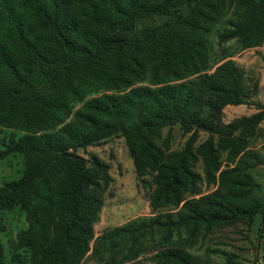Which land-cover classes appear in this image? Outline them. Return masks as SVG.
Listing matches in <instances>:
<instances>
[{"label": "trees", "instance_id": "trees-1", "mask_svg": "<svg viewBox=\"0 0 264 264\" xmlns=\"http://www.w3.org/2000/svg\"><path fill=\"white\" fill-rule=\"evenodd\" d=\"M158 17L165 21L139 26ZM226 23L220 44L261 46L264 0H0V127L26 134L0 142V162L47 158L0 185V212L30 213L32 229L23 234L38 236L50 264H81L89 253L94 264H128L145 251L140 239L154 233L152 264H204L188 250L200 237L264 225V203L251 199L255 183L242 161L264 135V106L225 123V107L249 104L246 75L231 54L211 72L210 36ZM175 125L190 135L181 152L156 143ZM200 132L208 138L197 144ZM113 137L125 140L137 175L152 177L150 208L173 211L95 239L98 171L106 165L75 151ZM42 177L46 197L34 202ZM203 186L214 189L204 195ZM2 257L0 244V264Z\"/></svg>", "mask_w": 264, "mask_h": 264}, {"label": "rangeland", "instance_id": "rangeland-1", "mask_svg": "<svg viewBox=\"0 0 264 264\" xmlns=\"http://www.w3.org/2000/svg\"><path fill=\"white\" fill-rule=\"evenodd\" d=\"M229 16L225 18L228 19ZM165 21V18L158 17L153 20H143L140 27L151 26ZM225 22V21H224ZM223 22V23H224ZM230 27L229 23L220 24L214 29L210 36L211 72L215 69L218 61L226 54H231V60L235 61L246 75V100L249 104L240 106H227L224 109V122L228 123L236 118L249 116L257 112V105L264 106V43L257 48L244 49L236 41L219 43V35L224 29ZM254 85H257L256 92H253ZM80 105H76V109ZM264 131V120L261 123ZM53 137L56 138L55 132ZM14 134L16 139L26 135L19 130H12L0 127V142L8 140ZM190 135H185L179 125L164 128L156 143L161 146H169L171 152H181ZM208 138L205 132L199 133L198 143ZM38 139H40L38 137ZM249 152L243 155L244 165L247 172L253 177L255 186L253 188L252 200L264 203V135L251 140ZM76 154L85 158L95 155L106 168L98 171V177L103 187V208L100 213V220L94 225L95 239L117 227H122L134 221L149 220L158 215L172 212V208L153 211L149 206V196L152 192L150 182L151 176L139 177L135 171L134 163L128 153L125 140L113 137L100 146H89L86 149L79 148ZM257 156L256 159L249 157ZM246 156V158H245ZM47 160L44 153L41 156L30 157L24 155L10 156L0 162V185L5 182L21 178L25 173L37 171ZM90 170L93 169L89 165ZM195 171L202 174V165L197 163ZM109 177V182L103 179ZM46 180L41 178L35 183L33 201H42L46 197ZM213 187H202V194L210 193ZM252 202V201H251ZM31 215L19 207L11 211L0 212V223L5 225L6 231L0 233V244L3 246V264H50L47 251L39 243L38 236L24 235L32 229ZM187 239L188 235L183 233ZM174 238H178L175 234ZM160 235L149 234L140 239L142 249H145L136 260L128 264H152L150 257L154 254L156 242ZM96 242H92L91 247ZM131 242L128 246H131ZM140 248V244L137 245ZM126 248V246H125ZM194 256L204 264H228L233 261L236 264H264V225L260 222L249 226L238 224L233 227L217 228L209 236L199 241L188 249ZM95 258L91 253L85 257L81 264H94Z\"/></svg>", "mask_w": 264, "mask_h": 264}]
</instances>
